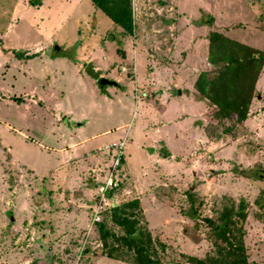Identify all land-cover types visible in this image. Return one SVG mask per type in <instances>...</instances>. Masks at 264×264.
<instances>
[{
	"label": "rangeland",
	"instance_id": "374dc122",
	"mask_svg": "<svg viewBox=\"0 0 264 264\" xmlns=\"http://www.w3.org/2000/svg\"><path fill=\"white\" fill-rule=\"evenodd\" d=\"M43 1L51 10H40ZM131 5L134 30L124 35L92 0H0V54L8 61L0 56V264H127L105 255L98 223H92L110 161L100 149L126 137L121 170L127 179L130 166L138 173L143 168L149 147L143 150L144 141L163 137L164 128L155 133L168 95L162 92L164 80L147 78L154 70L151 61L159 67L180 62L199 75L211 69L208 36L214 30L264 51V0H131ZM185 78L186 86L179 78L174 82L178 93L195 79ZM102 79L118 86L100 87ZM258 99L263 101L253 114L257 119L235 143L259 152L258 159L240 164H231L230 155L215 159L234 132L223 133L228 122L214 126L209 109L203 133L214 143H201L198 158L185 152L187 168L178 178L149 186L143 210L154 238L167 245L161 264L213 256L205 219L242 200L249 262L264 264V219L257 203L264 193V71ZM6 159L19 169L7 167ZM122 185L109 191L111 197L107 193L102 219L113 205L136 197L125 194L127 180Z\"/></svg>",
	"mask_w": 264,
	"mask_h": 264
},
{
	"label": "trees",
	"instance_id": "16d2710c",
	"mask_svg": "<svg viewBox=\"0 0 264 264\" xmlns=\"http://www.w3.org/2000/svg\"><path fill=\"white\" fill-rule=\"evenodd\" d=\"M96 8L124 30L133 34L134 21L131 0H92ZM214 26L215 21L209 20ZM208 63L211 69L201 71L195 82L198 98L212 111L214 126L229 123L224 134L238 138L244 130L251 106L258 98L257 85L264 70V51L228 37L214 30L208 36ZM22 57L21 53H16ZM35 58L33 56L28 59ZM238 131V134H237ZM209 134V133H208ZM223 137L216 136V140ZM124 163V161H123ZM250 172V171H247ZM246 171L242 174H245ZM109 197L113 192H109ZM258 200L264 219V193ZM222 207L206 218L213 235L215 254L205 259L188 257L192 264H250L244 238L248 219L244 201L236 207ZM191 209L197 214L193 204ZM103 252L112 260L127 264H161L160 252L167 245L154 238L139 198L110 209L98 223Z\"/></svg>",
	"mask_w": 264,
	"mask_h": 264
},
{
	"label": "crops",
	"instance_id": "0c3cea01",
	"mask_svg": "<svg viewBox=\"0 0 264 264\" xmlns=\"http://www.w3.org/2000/svg\"><path fill=\"white\" fill-rule=\"evenodd\" d=\"M43 2L40 5L41 6L40 10L44 8H46V10H51V8L45 7L46 2H44V4ZM0 56L3 59V61L6 62L4 55L0 54ZM40 56H43V54L41 53ZM7 62L6 65L8 64ZM151 64L153 65L152 68H154V70H151L152 71L151 73L146 74L147 78L150 80L152 79L157 81L164 80V83H162L161 86L164 85L166 87H162L163 90L162 92H165L164 95H168L162 101L163 113H161V117L163 118L162 120L163 123L162 126L160 127L161 129H157L155 133V135H159L160 131L164 128L162 132L164 138L163 137L161 138L160 136L153 139L152 137H150L149 139L148 137L147 140L144 141V143L142 144L143 150L146 149L144 148L146 145H148L149 147L147 148L148 151L143 152L144 155L143 157L144 162L142 166L143 168L141 172L138 173V172H134L132 167L130 166L129 170H126L127 179H125L127 180V184H128L126 188L127 190L125 189V194L129 196L136 194V197L134 198L140 199L143 208H144L143 206L144 201L146 200L145 196H147V192L149 191V186L153 184V182L154 184L155 183L160 184L163 183V180L166 179L172 180L178 178L180 174L183 173L187 168V163L185 167L182 166V163L186 157L185 152L188 151L189 153H191V155H194L195 158H198L197 155L198 154L200 155V153L197 150L201 146V143H206L208 141L213 142V140H211L206 133H203V131L205 132L204 127L206 126L205 115L208 113L209 107L206 105L204 101L198 98L197 91L195 90L194 85L198 78V74H195L191 68L187 67L186 65H183V63L181 64L180 62H178L177 65H175L174 63L173 64L166 63L165 66L159 67L160 66L159 62L153 60L151 61ZM124 68L126 67L122 66V69ZM186 76L195 78L193 84L184 87L185 90L183 91L180 90L178 93L174 82L175 80H177V78H179L182 81L181 83H183L186 86L188 85L185 80ZM157 86H160L159 83L157 84ZM171 88L173 90L172 92L174 93V94L171 93L172 95L170 94ZM258 90H259V82L257 85V91ZM261 101H263V99ZM261 101L258 98L254 100L251 106L249 117L245 122L246 127L249 128V124H251L255 119H257L256 118L257 115H253V114L254 112H256V109ZM171 112L173 114H171ZM202 120L204 121V124L201 123ZM54 132L56 131H53L52 133L55 134ZM239 139H240L239 137L236 139H232L231 141L232 143L229 146H227L226 148L225 147L222 148L220 152L219 151L215 152L214 153V155H216L215 159L218 158L217 156L219 155H228V156L230 155L229 158L233 160L231 161V164H240V162L244 160L246 161V159H249L251 161L253 159H258V156L259 157L261 156L259 152L248 153L245 150L238 149L235 143H237ZM172 140L175 141L176 143L175 145H173L174 143L171 142ZM162 147L165 148V152L158 151L157 148H162ZM5 148H6L5 152H7V155H11L12 154L11 146L5 145ZM153 149L155 151H153ZM210 149L211 148L208 147V150ZM213 150H215V148ZM165 153H167L168 156H166ZM252 154H254L253 157H251ZM6 160H7L6 163L7 167L8 165H13V164H9V159ZM13 166L19 169V166H16V164H14ZM232 166L235 169L236 165H232ZM237 170L238 168H236L233 172H237ZM216 171L217 169H215L214 167L211 168V172L215 173ZM248 171L251 172L250 169ZM96 176L99 180H102L104 178V177L101 178V174L99 175L97 174ZM122 188L123 185H121L118 191L122 190ZM144 215L146 216L145 210H144Z\"/></svg>",
	"mask_w": 264,
	"mask_h": 264
},
{
	"label": "built area",
	"instance_id": "2783aa9c",
	"mask_svg": "<svg viewBox=\"0 0 264 264\" xmlns=\"http://www.w3.org/2000/svg\"><path fill=\"white\" fill-rule=\"evenodd\" d=\"M137 91V89H136ZM127 148V139L121 138L114 143L104 146L100 151L110 158L109 163L106 165L105 180L99 186L100 201L98 205V210L95 211L94 217L92 219L93 224L102 222V209L104 206L109 205V199L107 193L111 191H118L122 183L125 181L126 176L122 172V164L125 156V149ZM98 180V179H97ZM115 206V205H113Z\"/></svg>",
	"mask_w": 264,
	"mask_h": 264
},
{
	"label": "water",
	"instance_id": "95a60500",
	"mask_svg": "<svg viewBox=\"0 0 264 264\" xmlns=\"http://www.w3.org/2000/svg\"><path fill=\"white\" fill-rule=\"evenodd\" d=\"M57 51H59L57 49ZM99 84H100V87H105L106 85H109V86H117L118 83L115 82V81H110L108 79H102L101 81H99Z\"/></svg>",
	"mask_w": 264,
	"mask_h": 264
}]
</instances>
